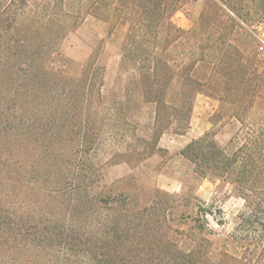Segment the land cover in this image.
<instances>
[{
    "label": "trees",
    "instance_id": "trees-1",
    "mask_svg": "<svg viewBox=\"0 0 264 264\" xmlns=\"http://www.w3.org/2000/svg\"><path fill=\"white\" fill-rule=\"evenodd\" d=\"M184 1L135 0L137 20L128 28L121 63L133 65L130 84L155 110L149 141L132 158L143 161L161 152L160 132L182 134L188 128L194 94L216 99L221 107L211 125L237 123L238 129L224 146L215 133H205L180 155L198 178L226 181L243 200L233 232L205 239L214 236L208 218L219 227L222 218L194 196H169L185 205L176 208L172 201L168 210L187 208L180 224L191 223L197 232L191 248L182 250L177 227L140 222L149 213L164 219L167 209L115 199L128 200L129 191L96 190L101 173L88 163L89 153L102 127L111 133L120 118L102 103L98 68L88 61L73 77L59 51L82 20L84 0L70 8L67 0H0V184L5 181L7 193H0V264H264V115L250 113L262 98L264 77L241 47L212 34L199 45L201 54L206 51L201 76L194 67L168 62L167 51L183 34L170 18ZM101 8L108 7L94 10ZM205 16L210 21L202 25L210 30L217 18ZM174 80L180 83L176 106L168 93ZM27 137L35 138L37 151L31 164L35 194L25 205L17 188L25 189L28 175L21 151Z\"/></svg>",
    "mask_w": 264,
    "mask_h": 264
},
{
    "label": "rangeland",
    "instance_id": "rangeland-1",
    "mask_svg": "<svg viewBox=\"0 0 264 264\" xmlns=\"http://www.w3.org/2000/svg\"><path fill=\"white\" fill-rule=\"evenodd\" d=\"M84 3L82 20L62 40L59 51L62 58L70 64L69 73L73 77L81 75L88 61L98 68L97 80L98 82L101 80L102 86L99 88L102 103L113 109L116 118H120L112 127L111 133L107 131V126L102 127L98 143L89 153L88 163L100 169L101 173L99 187L96 190L110 189L113 194L129 191L131 198L128 200L124 196L114 198L120 202H130L133 206L146 205L160 210H168L172 201L176 208L180 204L185 205L184 202H176L177 200L169 196L183 198L194 196L210 207L215 218L221 217L223 222V226L219 227L209 217L210 229L214 236L204 238L214 240L215 236L221 239L228 237L235 228V219L243 208V200L226 181L217 178H198L194 174L193 165L180 155V151L189 142L208 132L215 133L216 142L224 146L238 129V124L224 125L223 122H217L212 126V118L220 109V103L204 94H194L192 109L186 122L188 128H185L182 134L173 133L172 129L160 132L156 144L161 152L143 161L134 160L132 151L140 150L143 147V140L149 141L155 110L154 105L143 102L139 92L130 84L134 74L133 65L129 63L123 66L121 63L128 28L137 20V3L135 0H84ZM236 3L237 9L234 10L232 6ZM78 4L79 0H67V8L76 7ZM96 5L108 8H101V12L95 11ZM209 13L215 15L218 21L210 30L202 25L210 21L209 17L205 16ZM170 22L183 31L181 38L166 54L167 61L176 68L194 67L195 76H201L206 65L203 61L206 51L201 54L199 45L203 44V38L212 34L215 37H224L241 47L249 63L264 77V60L254 39L255 26L264 23V0H185L181 7L172 13ZM92 73L96 74L93 70ZM179 87L180 83L174 80L168 89L169 95L173 98L172 106L178 105V98L175 97ZM261 95L262 98L255 100L250 111L252 116L264 115V90ZM222 107L224 109L225 106ZM160 110L163 111L162 108ZM124 120L126 125H123ZM34 140L35 138L27 137L21 145V151L25 156L23 165L28 175L23 181L25 189L17 190L23 193L19 199L20 202L24 201L25 205L30 203L35 194V190H31L35 173L31 164L37 151ZM128 160L130 164L126 163ZM0 178H4V175H0ZM29 185L30 189H27ZM5 189V181H2L0 193L3 196L7 194ZM124 202L122 204H125ZM185 210L187 208L182 207L178 208V211L175 209L174 212L168 210L164 213V219L157 217L158 214L149 213L140 222L147 225L163 222L177 227L179 231L175 240L182 250H188L197 232L191 223L180 224L184 219L181 211ZM106 213L109 214L108 211ZM209 246L211 250L217 247Z\"/></svg>",
    "mask_w": 264,
    "mask_h": 264
},
{
    "label": "built area",
    "instance_id": "built-area-1",
    "mask_svg": "<svg viewBox=\"0 0 264 264\" xmlns=\"http://www.w3.org/2000/svg\"><path fill=\"white\" fill-rule=\"evenodd\" d=\"M254 39L256 42V47L258 49V52L264 60V23L263 22L255 26Z\"/></svg>",
    "mask_w": 264,
    "mask_h": 264
},
{
    "label": "crops",
    "instance_id": "crops-1",
    "mask_svg": "<svg viewBox=\"0 0 264 264\" xmlns=\"http://www.w3.org/2000/svg\"><path fill=\"white\" fill-rule=\"evenodd\" d=\"M206 130H208V126H206Z\"/></svg>",
    "mask_w": 264,
    "mask_h": 264
}]
</instances>
